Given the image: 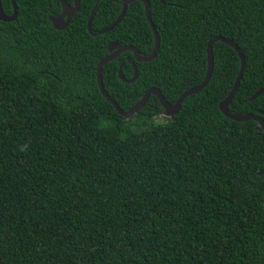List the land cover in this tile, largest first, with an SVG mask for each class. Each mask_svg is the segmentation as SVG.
I'll return each instance as SVG.
<instances>
[{
	"label": "trees",
	"instance_id": "obj_1",
	"mask_svg": "<svg viewBox=\"0 0 264 264\" xmlns=\"http://www.w3.org/2000/svg\"><path fill=\"white\" fill-rule=\"evenodd\" d=\"M12 1L16 19L0 21V264H264V132L219 110L237 52L213 43L208 84L175 115L152 95L125 118L101 95L96 66L112 42L152 52L143 3L95 36L91 11L98 33L120 0H80L62 30L49 21L58 0H0L5 14ZM148 1L156 57L126 51L101 71L122 110L151 87L174 104L203 81L207 42L220 35L245 57L228 110L264 111V92L250 100L264 87V0ZM125 58L132 83L118 77Z\"/></svg>",
	"mask_w": 264,
	"mask_h": 264
},
{
	"label": "water",
	"instance_id": "obj_2",
	"mask_svg": "<svg viewBox=\"0 0 264 264\" xmlns=\"http://www.w3.org/2000/svg\"><path fill=\"white\" fill-rule=\"evenodd\" d=\"M58 1L61 5L62 11H61L60 15H58V16H49V21H50V23L54 29L62 30L67 26V24L70 21V18L73 16V14L79 10L80 0H73L72 5L68 4L66 2V0H58ZM120 1L122 2V8H121V11H120V14L118 15V17L109 26L100 30L98 33H92V31H91V22H92V18L94 16L95 8L91 11V13L88 17V21H87V29H88L89 33L96 36V35H99L102 33L109 32L123 19L128 4H130L134 1H140L144 5L145 17H146V20L149 24L150 29L153 32V35H154V46H153L152 52L148 56H142L139 54L137 49L132 45H124L122 47H118V44L116 42H112V43H109V45L107 47L109 55H107L106 57L99 60L97 66H96V80H97V85H98L99 91H100L101 95L114 107V109L117 111V113L119 115H121L125 118H130L131 116H133L139 109H141L146 104V102L148 101V99L152 95L158 99L159 103L163 107L165 116L171 117V116L175 115L179 111L181 104L185 98H187L189 95H192V94H195V93L201 91L208 84L210 77H211V74H212L213 65H214L212 46H213L214 42L220 41V42H223V43L229 45L230 47H232L237 52L239 59H240V67H239L238 74L236 76V79L234 81V84H233L230 92L225 97V99H223L219 103V110L223 113V115L225 117L230 118V119L235 120V121H238V122L254 120L259 124L258 129H261L264 132V119L261 116V115H264V111H260V113H258V114H255V113L238 114V113H232L228 110V105L238 90V87H239V84H240V81H241V78H242V75H243V72L245 69V57H244V54L242 53V51L240 50V48L237 46V44L234 41H232L231 39L225 38L223 36H220V35L212 36L207 42V46H206L207 68H206V73H205V77H204L203 81L200 84H198L194 87H191V88L187 89L186 91H184L177 98V100L174 104L169 103L163 97V95L161 94V92L159 91V89L157 87H151L143 93L140 100L135 105H133L130 109H128L127 111L122 110L118 106V104L105 91L103 81H102V74H101L102 67L107 62L115 59L117 56H119L120 54H122L126 51H130L133 54L135 61H137L139 63L151 61L152 59H154L156 57L157 51L159 49V36H158L156 28L153 25V22L151 20L150 3L148 0H120ZM16 16H17V8H16V5L13 3V1H12V12H11V14H5L4 13L2 6H1V2H0V21L10 22V21L15 20ZM125 61L129 62L132 65L133 73H132V76L130 78H126L123 75V65H124ZM137 73H138L137 68L131 59L125 58V60L121 61L120 65L118 67V77L121 81H123L125 83H132L136 80ZM263 92H264V87H261L259 90H257L251 96L250 100L255 99L257 96H259ZM259 114H261V115H259Z\"/></svg>",
	"mask_w": 264,
	"mask_h": 264
},
{
	"label": "flooded vegetation",
	"instance_id": "obj_3",
	"mask_svg": "<svg viewBox=\"0 0 264 264\" xmlns=\"http://www.w3.org/2000/svg\"><path fill=\"white\" fill-rule=\"evenodd\" d=\"M66 2H67V1H66ZM67 3H68V2H67ZM68 4L72 5V4H73V1H72V3H68ZM61 11H62V9L60 10V12H59L56 16L60 15ZM67 25H68V24H67Z\"/></svg>",
	"mask_w": 264,
	"mask_h": 264
}]
</instances>
